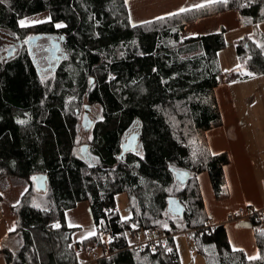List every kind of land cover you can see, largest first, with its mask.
Returning a JSON list of instances; mask_svg holds the SVG:
<instances>
[{"label": "trees", "instance_id": "trees-1", "mask_svg": "<svg viewBox=\"0 0 264 264\" xmlns=\"http://www.w3.org/2000/svg\"><path fill=\"white\" fill-rule=\"evenodd\" d=\"M127 2L0 0V31L10 39L22 41L30 29L65 35L62 55L48 72L38 70L27 47L8 57L0 46V178L30 183L14 206L16 230L0 254L7 264H79L78 251L102 244L108 233L110 255L98 264H182L176 235L187 233L207 264H264V227L250 218L260 257L250 260L232 248L224 224L209 223L198 182L206 171L216 198L230 195L229 154L212 153L207 131L223 122L216 88L225 79L264 74V0L211 2L138 24ZM230 9L254 31L236 42L237 66L223 70V29L189 38L182 31ZM39 13L49 17L21 25ZM86 102L100 114L83 140L79 114ZM132 133L140 134L137 150L121 157ZM174 169L188 170L189 181H176ZM36 174L48 176L45 191L35 189ZM120 193L129 197V218L118 210ZM170 196L184 204L182 216L168 210ZM80 201L90 204L96 233L75 241L78 227L68 226L66 212ZM131 225L165 238L154 250L131 247Z\"/></svg>", "mask_w": 264, "mask_h": 264}, {"label": "crops", "instance_id": "crops-1", "mask_svg": "<svg viewBox=\"0 0 264 264\" xmlns=\"http://www.w3.org/2000/svg\"><path fill=\"white\" fill-rule=\"evenodd\" d=\"M211 2H214V0H128L127 3L132 23L138 24L178 12L182 8L189 9L196 7L198 4L204 5ZM259 28L264 33V21L259 24ZM222 29L225 31L227 40L231 36L235 43L243 36L253 34L254 31L252 27L241 25L238 12L234 9H230L187 24L182 31V37H196L205 33L218 32ZM221 52L222 50L219 52V56H221ZM237 64L238 58L234 60L231 68L237 66ZM222 69L229 70L224 67H222ZM259 76H264V74ZM236 81L239 80L225 79L224 82L216 88V96L224 121L220 126L207 131V139L212 153L227 152L231 157V160L225 167L230 187V195L225 199H217L212 188L210 176L206 171L198 174V182L200 189L203 191L202 195L205 207L212 216L209 223L211 225L224 224L232 248L236 250L242 249L249 258L259 255V249L255 238V227L251 225L248 216L239 219H231L229 216L231 213L239 211L240 208H245L246 213L249 207L264 208V200L261 192L264 179H262V182H259L256 178L251 182L248 181V179L244 181L235 159L236 147L234 146V140L241 135L240 133L247 130L243 124V119H246L248 123H250L255 118L254 113L248 107L247 97L240 100L234 96V92L232 93V85ZM224 106L228 107V112H226ZM223 113H225V116ZM247 161L249 162V166H253V161H251L250 158H248ZM203 181L205 185L208 186L207 200L210 205L206 204L207 201L203 189ZM26 188L27 186L22 178H0V246L5 238L16 230L17 221L14 206L17 204ZM67 214L66 212V220ZM11 228L15 230L9 232ZM95 233L96 227L87 237ZM184 235L186 236L187 233H184ZM85 238L78 237L76 239L73 238V240L78 241ZM198 256H201L207 262L203 255L200 254ZM0 264H7V259L3 254H0Z\"/></svg>", "mask_w": 264, "mask_h": 264}, {"label": "rangeland", "instance_id": "rangeland-1", "mask_svg": "<svg viewBox=\"0 0 264 264\" xmlns=\"http://www.w3.org/2000/svg\"><path fill=\"white\" fill-rule=\"evenodd\" d=\"M48 17H49L48 13H39V14L25 17L21 19V21L24 22L23 26L32 27L36 23L46 20ZM27 32L29 34L26 37H29L30 35L32 36L33 34H35V32L32 31L31 29L28 30ZM10 40L11 39L9 37L8 31H0V46H1L2 51L4 50L2 53L6 54L7 48L13 45L11 44L12 41ZM235 45L236 43L234 42L233 37L230 36V38H228L227 40L226 47L222 49L221 56H219V53H218L219 60L221 61L222 67L228 68V69L232 67L234 60L237 58ZM24 47L26 46L24 45ZM19 49L15 48L13 54H16L19 51ZM40 54L43 55V52ZM37 67H38V70L39 71L41 70L42 72H46V71L48 72L51 70L50 67L40 68L38 64H37ZM232 88H233V91L232 90L231 91L232 93L234 92V96L236 98L241 100L242 98L247 97L248 107L254 113V116H255V118L250 123H248L246 119H243V124L245 128H247V130L243 131V133H240L241 135L239 137H236L234 140L235 141L234 146L236 147V151H235L236 158L235 159H236L239 171L241 172V177L244 181L248 179V181L251 182L254 180V178H256V180H258L259 182H262V179H264V76H256L248 80L236 81L232 85ZM86 105H88L87 102L84 103L80 111V114H79V122H80L79 131L83 137V140H88L89 137L91 136V129L88 131H85L84 127L82 126L83 116L86 112V108H85ZM224 108L226 109V112H228V107L224 106ZM89 113H90V117L95 121L97 116L100 114V107L98 105L90 106ZM223 115L225 116V113H223ZM237 139H238V143H237ZM248 158H250L251 161H253V166H249V162L247 161ZM230 160H231V157H230ZM246 165L249 167H247ZM224 171L226 175V168H224ZM22 180L25 182L28 188L30 184L29 181L24 178H22ZM226 181L229 187L227 176H226ZM202 183H203L204 192L206 194L207 202L206 201L205 202L206 204L210 205L209 201L207 200L208 199V193H207L208 186L205 185L204 181ZM263 189L264 187H262L261 192H262V198L264 200V190ZM213 191H214V188H213ZM229 191H230V187H229ZM260 197H261V193H260ZM116 201H117L118 210L121 216L123 218H129L131 215V207H130V200H129L128 195L126 193H120L116 196ZM253 208L258 209V207H253ZM242 209H244L245 211V208H242ZM250 209L251 207L248 208V210ZM67 213H68L67 214L68 226L76 227V228L78 227L74 231V234H73L74 239L78 237L85 238L94 231L96 225H95V221L92 215L90 205L87 201L78 202L73 208L68 209ZM211 218L212 216L211 214H209V221L211 220ZM257 226L263 228L264 224L257 225ZM155 234H156V231L152 229H148V230L142 229L138 232V235L132 233L130 237V244L132 246L138 241L147 240L149 239V237L155 236ZM187 235L185 236L184 233H179L176 235L177 245L179 248V253H180V257L182 261L181 263L182 264H207L204 258H202L201 256H198L200 254H198V252L195 250V247L191 241V238ZM104 242L105 240L103 237L102 244H98V245L89 244L85 246L84 248L80 249L78 251L79 264H98V259L100 258L96 257V254H97L96 252L98 251L102 256H104L105 251L103 248H101V246L104 245ZM91 245H95L94 250H90ZM97 246H99L100 249ZM107 250L109 251V249Z\"/></svg>", "mask_w": 264, "mask_h": 264}, {"label": "water", "instance_id": "water-1", "mask_svg": "<svg viewBox=\"0 0 264 264\" xmlns=\"http://www.w3.org/2000/svg\"><path fill=\"white\" fill-rule=\"evenodd\" d=\"M43 37L42 34H37V35H32L30 37H28L27 39V44L29 46V52L32 51V48L34 46L38 45V41ZM31 38V39H29ZM65 40V35L62 34L59 36H57L56 34H54L51 39H50V45L47 48V51L51 57V59L56 60L59 57V48L58 46H60V42H64ZM21 43V41H19ZM16 48V45L13 44L10 47L7 48V56H11L14 53V49ZM35 61V59H34ZM91 82V86L94 83V79L91 78L90 79ZM86 112L83 116V121H82V126L84 127V129L86 131L90 130L93 125H94V120L90 117V105H86ZM139 138H140V134L138 133H132L130 134L127 139L124 141V143L122 144V152H121V157L122 155H124L126 152L128 151H134L137 150V145L139 143ZM83 149H86V146L83 147ZM174 174H175V179L176 181L184 184L187 183L189 181V178L191 176L190 172L188 170L185 169H174ZM47 179L48 176L46 174H36L32 177V181L34 184V187L37 191H45L47 188ZM168 210L174 214V215H179L182 216L183 212L185 210V206L184 204L180 201V199L176 196H170L168 198Z\"/></svg>", "mask_w": 264, "mask_h": 264}, {"label": "built area", "instance_id": "built-area-1", "mask_svg": "<svg viewBox=\"0 0 264 264\" xmlns=\"http://www.w3.org/2000/svg\"><path fill=\"white\" fill-rule=\"evenodd\" d=\"M263 187H264V182H263ZM246 216H248L249 218L254 217L258 221V225L264 224V208L255 209V208L251 207V209L248 210L247 213H246V211H244V209L240 208L239 211H237L235 213H231L229 217L231 219H239V218L246 217ZM131 229L134 231L133 233L136 235H138V232L140 230H142L139 225H131ZM164 238H165V234L162 233L161 231H158L155 236L149 237V239H147V240L138 241L134 245H132L131 247H134L137 249H143V248L148 247L150 250H152V249L154 250L156 248V245L159 242L163 241ZM104 240H105L104 245L101 246V248L104 249L105 253H104V256H102L97 251L96 252L97 254L96 253L95 254H96V257H98V258L107 257L110 254L109 251L107 250L108 249V247H107L108 233H105ZM97 247H99V246H97ZM94 249H95V245H91L90 250H94ZM99 249H100V247H99Z\"/></svg>", "mask_w": 264, "mask_h": 264}, {"label": "flooded vegetation", "instance_id": "flooded-vegetation-1", "mask_svg": "<svg viewBox=\"0 0 264 264\" xmlns=\"http://www.w3.org/2000/svg\"><path fill=\"white\" fill-rule=\"evenodd\" d=\"M37 34H42L43 37L38 41V45L37 46H34L32 48V51H31V56L35 59V61L37 62L36 64H38V66L40 68H48L52 65H54V63L56 64V62H58L60 56L62 55V51H63V42H60V46H58L59 48V57L53 61V59H50L49 57V53L47 51V48L49 47L50 45V39L51 37L54 35V34H49V33H43V32H37L33 35H37ZM57 35V34H56ZM31 36V35H30ZM29 36V37H30ZM59 36L60 38V35H57ZM27 39L28 37H25L21 43L19 42L20 40H17V39H11L10 41L11 44H16V49H19L20 47H23L24 45L28 48L29 50V46L27 44ZM26 41V42H25ZM46 42V43H45ZM43 52V55H41L40 53ZM47 53V54H46ZM40 64V65H39ZM129 136V135H128ZM127 136V137H128ZM126 137V139H127Z\"/></svg>", "mask_w": 264, "mask_h": 264}, {"label": "snow or ice", "instance_id": "snow-or-ice-1", "mask_svg": "<svg viewBox=\"0 0 264 264\" xmlns=\"http://www.w3.org/2000/svg\"><path fill=\"white\" fill-rule=\"evenodd\" d=\"M214 2H219V3H222V4H227L228 3V0H214ZM196 7L197 8H199V7H203V5H196ZM188 9H184V8H182V9H180V11L181 12H184V11H187ZM170 16L171 15H176V13H170L169 14ZM157 19H164L163 17H158ZM23 21H21V24H22V26H23ZM145 23H150V22H145ZM64 25H61V24H57L56 25V27H63ZM29 39H31V38H29ZM260 47H262V48H264V45H261ZM249 75H251V73H249ZM20 123H24V121H20ZM60 225L59 224H57V225H55V227H59ZM15 229L14 228H11V229H9V232H11V231H14ZM261 235H264V233H261ZM168 251H171V249H168ZM240 251H243L242 249L240 250ZM260 257L259 256H255V257H249V259L250 260H252V259H259Z\"/></svg>", "mask_w": 264, "mask_h": 264}, {"label": "bare ground", "instance_id": "bare-ground-1", "mask_svg": "<svg viewBox=\"0 0 264 264\" xmlns=\"http://www.w3.org/2000/svg\"><path fill=\"white\" fill-rule=\"evenodd\" d=\"M58 35V34H57ZM26 42V41H25ZM46 43V42H45ZM40 65V64H39ZM128 134V133H127Z\"/></svg>", "mask_w": 264, "mask_h": 264}]
</instances>
